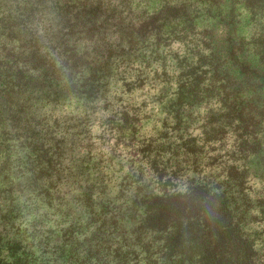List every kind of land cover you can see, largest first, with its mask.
Masks as SVG:
<instances>
[{
  "label": "trees",
  "instance_id": "1",
  "mask_svg": "<svg viewBox=\"0 0 264 264\" xmlns=\"http://www.w3.org/2000/svg\"><path fill=\"white\" fill-rule=\"evenodd\" d=\"M0 264H264V0H0Z\"/></svg>",
  "mask_w": 264,
  "mask_h": 264
},
{
  "label": "rangeland",
  "instance_id": "2",
  "mask_svg": "<svg viewBox=\"0 0 264 264\" xmlns=\"http://www.w3.org/2000/svg\"><path fill=\"white\" fill-rule=\"evenodd\" d=\"M13 146H14V148H13V149L15 150V146H20V145H19V144H15V143H14V144H13ZM13 146H12V147H13Z\"/></svg>",
  "mask_w": 264,
  "mask_h": 264
}]
</instances>
